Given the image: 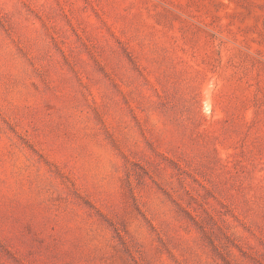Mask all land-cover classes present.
Returning <instances> with one entry per match:
<instances>
[{"label":"rangeland","instance_id":"obj_1","mask_svg":"<svg viewBox=\"0 0 264 264\" xmlns=\"http://www.w3.org/2000/svg\"><path fill=\"white\" fill-rule=\"evenodd\" d=\"M0 264H264V0H0Z\"/></svg>","mask_w":264,"mask_h":264}]
</instances>
